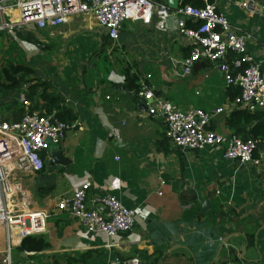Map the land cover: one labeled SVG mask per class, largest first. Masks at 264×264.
Listing matches in <instances>:
<instances>
[{"label":"crops","instance_id":"1","mask_svg":"<svg viewBox=\"0 0 264 264\" xmlns=\"http://www.w3.org/2000/svg\"><path fill=\"white\" fill-rule=\"evenodd\" d=\"M242 1L220 0L218 11L239 33L253 36L249 54L261 60L264 15L250 16L238 6ZM259 3L264 14V1ZM80 18L40 36L42 42L62 41L58 64L69 65L75 74L49 72L46 76L56 79V95L77 114L78 121L60 146L69 162L58 164L50 154L45 170L30 179L32 207L50 215L47 232L41 235L49 248L33 253L21 252V245L17 246L12 251L13 264H71L70 260L75 261L72 264H108L117 256L138 257L147 264H264V159L254 168L227 160L221 149H179L164 119L140 113L139 98L125 88V71L130 67L140 84L146 81L156 95L185 111L213 112L234 102L236 90L227 86L224 75L207 60L197 63L188 77L176 75L181 68L174 61L188 57L190 48L178 35L175 19L156 15L151 25L141 29L129 23L113 44L104 40L94 21ZM133 34L155 40L154 60L138 54L142 38L137 48H131L136 54L133 62L120 63L111 56L126 48L123 41ZM105 51V63L111 64L113 72L107 67L104 72L94 60ZM153 62L160 67L158 78L149 71ZM26 91L27 87L0 99L3 118L14 121V108ZM237 110L215 116L210 130L232 135L227 121ZM35 180L39 187L34 191ZM84 183L91 186L89 200L114 195L127 208L137 210L134 229L116 238L90 234L78 220L59 210L58 202L72 198ZM35 192L40 202L35 201ZM5 247V233L0 232V264H4Z\"/></svg>","mask_w":264,"mask_h":264},{"label":"built area","instance_id":"2","mask_svg":"<svg viewBox=\"0 0 264 264\" xmlns=\"http://www.w3.org/2000/svg\"><path fill=\"white\" fill-rule=\"evenodd\" d=\"M184 1L179 0L177 9L171 10L158 0H0V33L15 35L28 27H34L39 33L51 31L81 17L94 21L116 44L124 25L149 26L156 15L175 19L178 35L190 48L188 57L174 61V66L181 68L176 75L188 77L197 63L207 60L224 75L227 86L240 94L234 102L213 112L195 108L185 111L156 95L146 81H141L137 94L140 113L164 119L171 140L183 151L221 149L227 160L259 168L264 159V141L244 140L235 134L222 135L210 130V125L215 116L235 109L264 114V58L257 60L249 54L248 43L253 36L239 33L229 19L219 13L220 0H204L203 8L183 5ZM238 6L250 16L264 15L259 0H243ZM188 22L199 25L189 27ZM21 101L26 112L20 121H8L0 114V232L5 233L6 239L4 264H13L12 251L24 239L47 232L50 215L32 207L23 178L41 173L51 147L61 146L67 133L77 127L60 120L57 112L30 110L26 94L21 95ZM90 189L89 183L82 184L72 198L58 202V209L78 220L90 234L116 238L130 233L137 223L138 211L127 208L114 195L89 200ZM108 264L147 263L138 257L117 256Z\"/></svg>","mask_w":264,"mask_h":264},{"label":"trees","instance_id":"3","mask_svg":"<svg viewBox=\"0 0 264 264\" xmlns=\"http://www.w3.org/2000/svg\"><path fill=\"white\" fill-rule=\"evenodd\" d=\"M155 2L158 3L157 1ZM183 5L203 8L205 7V2L204 0H185ZM198 25V23L188 22L189 27L195 28ZM126 27L127 26L124 25L121 37L126 32ZM22 34H24V32H19V35ZM25 35L28 36L29 33ZM32 38L35 39L34 37ZM104 40L107 43H111L107 37H105ZM188 53L189 51H187L186 56ZM125 75V88L128 92L135 93L137 95V93L141 90L139 77L133 75L130 67H128V70L125 71ZM26 87V98L31 104L30 110H43L47 113L57 112L58 118L71 126L78 121L77 114L72 109L65 106L63 98L56 95L55 91L57 87L54 83L39 78L37 76L36 69L27 62L24 64H18L12 61H6L4 68L0 69V99L4 96L23 91ZM239 94L240 91L236 90L234 99H236ZM25 112V105L22 102H17L13 112L14 122L20 121L25 115ZM227 125L233 134L244 140L254 138L260 142L264 141V114L262 112L251 113L239 109L231 114L228 118ZM250 127H252L251 131L247 132L246 128ZM48 248L49 245L43 237L30 236L24 239L19 250L21 252L38 253ZM70 263H75V261L70 260Z\"/></svg>","mask_w":264,"mask_h":264},{"label":"rangeland","instance_id":"4","mask_svg":"<svg viewBox=\"0 0 264 264\" xmlns=\"http://www.w3.org/2000/svg\"><path fill=\"white\" fill-rule=\"evenodd\" d=\"M137 24H139L140 29L144 28L142 24L140 23H137ZM135 28H132V29H135ZM129 29H131V27H129ZM27 32H29V35H30V36L28 35L29 37L25 35L27 34ZM41 32L39 33V31H37L34 27H28L24 31V34L22 35H19V32L16 33L15 35H7L6 33H1L0 34V69L4 68V66L6 65V61H12L18 64H24L25 62H27L29 65L33 66L36 69L37 76L39 78L46 80V81H50L51 83H54L55 85L57 82L56 79L51 80L48 77V79L50 80H47V76L50 75L49 72L61 73L62 75L66 73L75 74L73 72H70L71 68L69 67V65L61 66L59 65L60 63L58 64V62L60 61L59 58H60L61 52H63L62 41L58 38H52L50 40L42 42V38L40 36L43 35V31ZM32 37H34L35 39H33ZM141 38L143 39V45H142L143 48L142 46L139 48L134 47V46H138L141 43L140 41ZM152 41H155V40H152V38L149 39V37L146 34H140V35L133 34L128 40L123 41L124 43H127L126 48L124 49L119 48V50L115 51L114 54L111 53V56H113V58L115 57V60L120 63L122 62L129 63L130 61L133 62L132 59L136 57V54L132 52L131 48L134 47V48H137V52L141 56V58L152 61L154 60L153 59L154 47L152 46L153 45ZM43 43H46V45L47 44L50 45L49 46L50 48L45 49V48L40 47L41 45H44ZM107 58H108V53L105 51L101 53L98 57H95L94 60L97 59V61L99 62L98 68L103 69V71H104V68L106 67L108 71H111V72L115 71L114 69H112L111 64L106 65L107 63H105V60ZM94 64L96 65L95 62ZM75 69L76 68L74 67V70ZM119 71H120V67H119ZM149 71L152 72V74L156 78H158L159 75L161 74L160 67L156 65L154 62L152 65H150ZM75 72L79 73V70H75ZM68 134L69 132L67 133V137H68ZM62 177H63V174L58 176L59 179H61ZM30 179L31 177L23 178L24 186L28 190L29 188H31ZM34 183H35L33 186L34 188H32L31 190L35 191L36 187H39V185L37 184L36 180L34 181ZM32 184H33V180H32ZM34 199L37 202L41 201L40 195H38L36 192L34 194Z\"/></svg>","mask_w":264,"mask_h":264},{"label":"water","instance_id":"5","mask_svg":"<svg viewBox=\"0 0 264 264\" xmlns=\"http://www.w3.org/2000/svg\"><path fill=\"white\" fill-rule=\"evenodd\" d=\"M158 1H162L171 10H176L177 7H178V5H179V0H158ZM27 34H28V32H27ZM186 151H189V150L187 149ZM50 154L53 156L55 162L58 163V164L65 165L66 163L69 162L67 160V158L64 156V154H63L60 146H53V147H51ZM228 240H230V237L223 240L222 249L225 246H228ZM232 248H235V246H233Z\"/></svg>","mask_w":264,"mask_h":264},{"label":"flooded vegetation","instance_id":"6","mask_svg":"<svg viewBox=\"0 0 264 264\" xmlns=\"http://www.w3.org/2000/svg\"><path fill=\"white\" fill-rule=\"evenodd\" d=\"M42 44V43H41ZM40 47L44 48V45H41Z\"/></svg>","mask_w":264,"mask_h":264}]
</instances>
